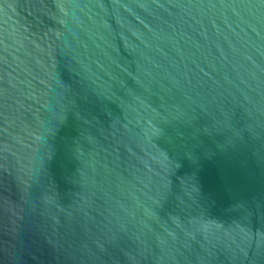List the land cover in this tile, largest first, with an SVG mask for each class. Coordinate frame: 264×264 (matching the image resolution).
Returning <instances> with one entry per match:
<instances>
[{
	"label": "water",
	"instance_id": "obj_1",
	"mask_svg": "<svg viewBox=\"0 0 264 264\" xmlns=\"http://www.w3.org/2000/svg\"><path fill=\"white\" fill-rule=\"evenodd\" d=\"M0 264H264V0H0Z\"/></svg>",
	"mask_w": 264,
	"mask_h": 264
}]
</instances>
